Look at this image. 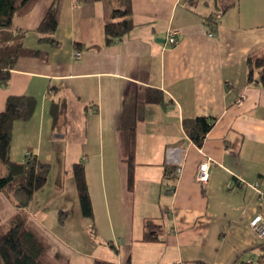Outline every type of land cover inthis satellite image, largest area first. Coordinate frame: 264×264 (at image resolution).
Returning a JSON list of instances; mask_svg holds the SVG:
<instances>
[{
    "label": "crops",
    "instance_id": "0c3cea01",
    "mask_svg": "<svg viewBox=\"0 0 264 264\" xmlns=\"http://www.w3.org/2000/svg\"><path fill=\"white\" fill-rule=\"evenodd\" d=\"M51 3L36 0L29 12L12 18L11 29L24 32L23 46L47 56L19 57L8 84L0 86V111L9 96L30 99L29 119L12 124L11 160L25 161L29 151L50 165L48 180L25 208L1 192L0 226L24 217L45 243L46 264L55 262L60 248L73 250L53 227L75 224L67 202L73 191V209H79L74 180L68 189L61 182L63 200L53 208L52 228L28 220L43 202L55 161H83L94 216L90 231L113 253L91 259L233 264L263 257L264 241L249 221L264 218V87L257 74L246 82V62L264 51V0H234L213 31L204 18L218 12L217 0H130L133 26L108 46L105 0H62L58 45L38 43L36 28ZM170 31H176L175 45L168 43ZM201 116L214 122L198 147L187 128ZM130 137L132 191L125 162ZM206 160L208 179L201 183L196 175ZM166 165L174 179L165 178ZM57 209L69 210L63 224ZM145 231L156 239L143 241ZM69 260L64 263H82Z\"/></svg>",
    "mask_w": 264,
    "mask_h": 264
},
{
    "label": "trees",
    "instance_id": "16d2710c",
    "mask_svg": "<svg viewBox=\"0 0 264 264\" xmlns=\"http://www.w3.org/2000/svg\"><path fill=\"white\" fill-rule=\"evenodd\" d=\"M36 0H0V86L9 82L11 71L19 57H38L45 59L47 54L39 49L23 46V31L12 30L11 21L15 16H22L30 11ZM62 0H52L51 5L36 28L38 43H48L57 46L54 33L59 24V13ZM77 1V0H75ZM109 13L103 24L104 45H111L127 34L133 26L130 0H105ZM218 12L204 18V23L213 31L218 20L217 14H223L234 4V0H217ZM78 44V43H76ZM91 45L89 48H99ZM246 82L255 80L264 87V51L247 58ZM60 105L64 106V103ZM62 108V106H61ZM62 113V109L60 110ZM31 115L30 99L26 96H9L5 107L0 111V193L5 192L19 208L27 207L35 191L47 182L50 165L42 163L31 155L25 154V161L14 162L10 158L12 124L14 121H25ZM214 120L207 117H195L193 125L187 128L192 142L200 147ZM134 142L130 137L129 152L125 158L127 164L126 187L132 191L134 187ZM166 165L165 178L174 179L173 167ZM72 175L79 199L82 216L90 222L91 231L94 230V216L91 198L88 190L85 163L83 161L72 164ZM69 216V210H58L57 221L63 224ZM149 222L146 223L148 227ZM94 232V231H93ZM143 241L155 240L156 237L145 231ZM109 246H112L107 242ZM46 246L28 226L24 217L17 216L7 225L0 226V259L1 264H44L42 258ZM238 262V263H237ZM92 264H116L102 259H94ZM178 264H207L203 261H184ZM233 264H240L235 261Z\"/></svg>",
    "mask_w": 264,
    "mask_h": 264
},
{
    "label": "rangeland",
    "instance_id": "374dc122",
    "mask_svg": "<svg viewBox=\"0 0 264 264\" xmlns=\"http://www.w3.org/2000/svg\"><path fill=\"white\" fill-rule=\"evenodd\" d=\"M75 162H79V161H55L54 168L50 172L52 182L49 184V187L44 192L43 202L38 205L36 204L35 205L36 207L32 209L30 213L31 218L28 220L30 225H32L33 222H36L38 224L40 222L41 225L47 224V226H50L52 228L53 226L52 222L53 219L55 218L53 208L58 204V201L63 200V197L58 193V191H60L59 187L63 180L66 185V189L71 187V184L73 183L74 180L72 175V164ZM1 174H3L2 170L0 171V175ZM57 180H59L58 183L56 182ZM66 193L68 194L67 191ZM73 194L74 192L71 191L69 193L70 196L68 195L69 196L68 198L74 200V203L71 201V199H68L67 202H68V206L72 208L70 221L75 224L68 228H55L56 225L55 227H53L54 233L55 234L57 233L61 241L65 242L69 247H72L73 250H69L70 248L67 249L60 248L59 250H57L56 253H54L53 259L55 260V262L53 263L51 261L52 264H65L64 263L65 260L68 261L70 256L72 257V260H74V258L75 259L82 258V263L79 264H83L87 260V258L88 260L91 261L92 264L93 259H91V256H96V258H104L103 257L104 251H110L108 253L113 255L107 243L102 242L101 240L97 239L92 235V232L90 231L89 228V220L84 216H82L80 205H79V209H76V211L75 209H73L74 208L73 206L76 201L74 198L75 196L74 197L71 196ZM62 210H66V209H62ZM6 212L7 211H5V213ZM5 213H3V215H5ZM57 213L58 211L56 212V216ZM0 218L2 219V217ZM51 252H53V249L51 250ZM77 252H83V255H79ZM42 260L44 264H46L44 256ZM68 262H70V260Z\"/></svg>",
    "mask_w": 264,
    "mask_h": 264
},
{
    "label": "built area",
    "instance_id": "2783aa9c",
    "mask_svg": "<svg viewBox=\"0 0 264 264\" xmlns=\"http://www.w3.org/2000/svg\"><path fill=\"white\" fill-rule=\"evenodd\" d=\"M217 17L220 16V14L216 15ZM209 35L212 36L213 32H209ZM168 43L170 45H175L177 43L176 39V31H170L168 35ZM74 57L78 58L79 53H74ZM208 166L209 162L208 160L203 161L199 165V169L196 175V180L205 183L208 179ZM175 173H179V169L176 168ZM255 188H257V185H254ZM171 193L174 191V186L170 188L169 190ZM249 227L251 231L256 235V237L260 240L264 241V218L261 214L255 215L250 221H249ZM238 263V262H237ZM240 264H264V256L259 259H245L243 261H239Z\"/></svg>",
    "mask_w": 264,
    "mask_h": 264
}]
</instances>
